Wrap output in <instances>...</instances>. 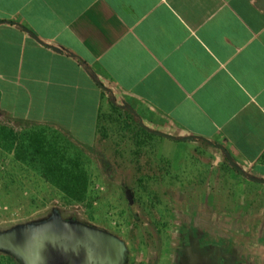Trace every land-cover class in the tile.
Segmentation results:
<instances>
[{
  "label": "crops",
  "instance_id": "obj_1",
  "mask_svg": "<svg viewBox=\"0 0 264 264\" xmlns=\"http://www.w3.org/2000/svg\"><path fill=\"white\" fill-rule=\"evenodd\" d=\"M130 112L260 188L264 251V0H0L3 124L91 172Z\"/></svg>",
  "mask_w": 264,
  "mask_h": 264
},
{
  "label": "rangeland",
  "instance_id": "obj_2",
  "mask_svg": "<svg viewBox=\"0 0 264 264\" xmlns=\"http://www.w3.org/2000/svg\"><path fill=\"white\" fill-rule=\"evenodd\" d=\"M4 120L0 115V123ZM110 139L103 148L109 162L93 157L83 203L67 201L0 148V233L47 221L56 213L118 237L127 248L126 264H180L191 248L264 264L260 188L235 181V174L216 165L199 143L171 144L131 128L115 131ZM0 264L22 263L0 250Z\"/></svg>",
  "mask_w": 264,
  "mask_h": 264
},
{
  "label": "water",
  "instance_id": "obj_3",
  "mask_svg": "<svg viewBox=\"0 0 264 264\" xmlns=\"http://www.w3.org/2000/svg\"><path fill=\"white\" fill-rule=\"evenodd\" d=\"M140 126L146 128L141 122ZM149 132L171 138L158 131ZM226 158L233 169L242 173L230 156L226 154ZM125 195L132 205L131 190L126 189ZM0 250L13 254L22 264H125L127 260V248L115 235L78 221L63 220L56 213L47 221L0 233Z\"/></svg>",
  "mask_w": 264,
  "mask_h": 264
},
{
  "label": "trees",
  "instance_id": "obj_4",
  "mask_svg": "<svg viewBox=\"0 0 264 264\" xmlns=\"http://www.w3.org/2000/svg\"><path fill=\"white\" fill-rule=\"evenodd\" d=\"M110 105L116 112L117 105L113 98L110 99ZM130 128L134 132L154 137L140 127L139 117L131 112L124 121V130L129 131ZM0 148L4 153L12 154L16 162L32 168L67 201L83 203L88 199L91 172L85 169L81 157L69 151L64 143L49 139L41 132L18 133L9 125L0 123Z\"/></svg>",
  "mask_w": 264,
  "mask_h": 264
},
{
  "label": "flooded vegetation",
  "instance_id": "obj_5",
  "mask_svg": "<svg viewBox=\"0 0 264 264\" xmlns=\"http://www.w3.org/2000/svg\"><path fill=\"white\" fill-rule=\"evenodd\" d=\"M198 247H202V246H198ZM192 249L193 248H191L190 253L182 257L180 264H245L241 260L238 261L237 259L235 260L230 259L224 255H221V253L208 256L207 254H205L204 251H202L201 253H198V252L193 251Z\"/></svg>",
  "mask_w": 264,
  "mask_h": 264
}]
</instances>
